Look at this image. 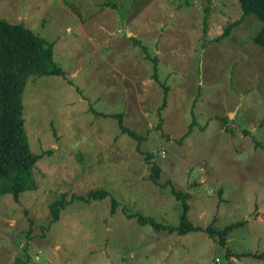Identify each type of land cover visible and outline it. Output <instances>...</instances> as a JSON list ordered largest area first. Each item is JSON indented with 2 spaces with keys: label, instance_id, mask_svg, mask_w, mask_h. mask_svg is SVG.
<instances>
[{
  "label": "rangeland",
  "instance_id": "obj_1",
  "mask_svg": "<svg viewBox=\"0 0 264 264\" xmlns=\"http://www.w3.org/2000/svg\"><path fill=\"white\" fill-rule=\"evenodd\" d=\"M240 15L234 0H0V18L53 41L64 71L25 82L28 149L48 154L19 202L0 192V264H264L236 256L264 251V54L251 40L261 22L247 14L221 37ZM93 110L121 114L142 140ZM171 186L189 194L194 225H241L223 246L140 225L138 215L178 225ZM96 189L105 197H87ZM62 195L73 199L48 225Z\"/></svg>",
  "mask_w": 264,
  "mask_h": 264
},
{
  "label": "trees",
  "instance_id": "obj_2",
  "mask_svg": "<svg viewBox=\"0 0 264 264\" xmlns=\"http://www.w3.org/2000/svg\"><path fill=\"white\" fill-rule=\"evenodd\" d=\"M234 1L241 10L240 18L230 22L221 37L227 36L229 28L238 24L242 16L247 14L255 15L261 25L251 40L254 44L261 47L264 54V0ZM132 40L134 45H139L142 50L146 51V47L139 44L138 40L133 38ZM53 45V41L49 42L33 33L23 23L7 22L0 18V192L10 193L15 202H19L22 192L33 188L31 169L39 158L48 154V152H40L38 154L29 152L28 139L24 129L22 92L29 75H64V71L53 60ZM153 60L156 62L157 58L154 57ZM155 69H157V66ZM154 76H158L157 70ZM160 83L162 84V82ZM162 86L164 95L159 111L165 108L167 102V87L164 84ZM93 112L97 116L114 119L120 134L126 135L134 141L142 140L140 136L123 125L121 114L100 115L96 114L94 110ZM157 128L162 131V118H160ZM153 156V154H146V158L149 159ZM160 172L161 169L155 165L151 174L154 183L158 182ZM170 192L182 205V213L178 225H162L152 218L138 215L137 219L140 225H149L158 231L176 232L179 235H184L191 231H204L208 236L216 238L217 242L222 246L225 245V236L234 227L241 225V222H237L226 225L221 229L212 226H196L188 218L189 194L175 189L174 186L170 187ZM105 195L106 192L102 189L90 190L87 193V197H90V199L104 198ZM78 198L84 199L83 196H78ZM70 200H67L65 195H62L61 198L48 204V225L59 220L61 211ZM114 204V200H111V214L113 213ZM28 223L29 225L31 223L29 219ZM226 255L228 257L232 256L228 250H226ZM242 255L262 258L264 257V251L260 253L236 254L238 257ZM14 264H19L18 260Z\"/></svg>",
  "mask_w": 264,
  "mask_h": 264
},
{
  "label": "water",
  "instance_id": "obj_3",
  "mask_svg": "<svg viewBox=\"0 0 264 264\" xmlns=\"http://www.w3.org/2000/svg\"><path fill=\"white\" fill-rule=\"evenodd\" d=\"M126 34H127V32H126Z\"/></svg>",
  "mask_w": 264,
  "mask_h": 264
}]
</instances>
